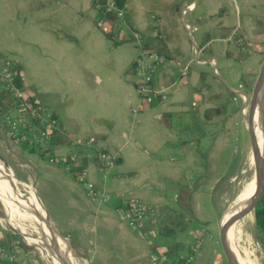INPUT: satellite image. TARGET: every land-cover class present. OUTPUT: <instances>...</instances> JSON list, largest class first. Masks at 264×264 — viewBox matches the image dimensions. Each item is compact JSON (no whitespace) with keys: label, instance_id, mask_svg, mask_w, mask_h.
Segmentation results:
<instances>
[{"label":"crops","instance_id":"1","mask_svg":"<svg viewBox=\"0 0 264 264\" xmlns=\"http://www.w3.org/2000/svg\"><path fill=\"white\" fill-rule=\"evenodd\" d=\"M96 3L0 0V63L17 64L25 97L56 121L52 160L23 150L2 128L0 156L26 159L22 166L36 177L48 214L86 264H222L219 239L197 197L208 165L226 153L243 118L244 93L253 89L264 47V0H125L120 28ZM145 45L164 58L153 86L168 92L165 100L143 99L135 89L133 59ZM213 77L234 95H215L220 86ZM218 105L220 112L205 118ZM90 137L110 159L103 177L85 148ZM68 152L77 156L76 173L87 165V179L102 197L87 195L67 171ZM124 196L156 211L183 205L184 228H164L157 217L140 236L116 211ZM6 238L0 229V240ZM16 244L18 264H42Z\"/></svg>","mask_w":264,"mask_h":264},{"label":"rangeland","instance_id":"2","mask_svg":"<svg viewBox=\"0 0 264 264\" xmlns=\"http://www.w3.org/2000/svg\"><path fill=\"white\" fill-rule=\"evenodd\" d=\"M245 42H246V40H245ZM262 44L264 45V43H261V45ZM242 45H243V42H242ZM244 46L250 47V44L244 45ZM141 50H156V49L145 45V46L141 47ZM238 52H240V50H238L237 54H236L239 57L240 55L238 54ZM244 55H245V52H244ZM8 61H9V59H4L2 64L5 63L4 65L7 66ZM0 67H1V63H0ZM212 72L214 74H216L213 69H212ZM213 79L215 81L217 80V79H215V77H213ZM241 79H243L242 76H241ZM251 92L252 91L250 90L249 93H246L248 98L250 97ZM237 94H238V96H237L238 101H240V103L242 104L243 103V99H242L243 93L239 92ZM152 99H155V98H152ZM5 101H6V106L4 107L5 109L0 108V129L2 128L1 130L6 135L7 125L5 126L4 123H6L5 120H6V114L7 113H5V112L8 111V109L10 107L9 105L11 102H13V104H15V103H14V100H13L10 93L6 96ZM13 104H12V106H13ZM18 108H19V106H15V108H11L8 111V113H10L11 116H15L18 112V110H17ZM241 108L243 111V118L239 121H236V123L234 124V128H233L232 133H231L232 137L228 139V144L226 145V148L224 147V151H226V153L224 152L222 156L218 157L216 162L213 159L211 164H210V168L208 165V169H207L208 171L206 172L207 177L205 179V187H203L204 192H203V194H200L197 197V199L200 203L199 205L201 207L204 206V208L206 210L205 211L206 217L212 221V224L210 226L213 228L212 229L213 230L212 235H214V238L216 241H218L219 236H220V224H221L222 216H223L224 212L226 211L229 203L232 201L233 197L236 196L237 193L239 192L241 185H242L241 180L243 178V174L240 172V168H241V165L243 163L244 156H245V153H244L245 147H246V145L249 144L248 128H247V124H246V119H248V117H249L248 99L246 100V102L243 104V106ZM243 119H245V120H243ZM3 121H4V123H3ZM243 123L246 126H244ZM54 129H55V126L52 129V134H53ZM7 138H8V136H7ZM8 139L12 142H15V141L11 140L10 138H8ZM17 143L23 148V150H26L28 152H34L38 155L45 148L43 143H40L41 147H38L35 145L32 146V144L27 145V143L25 141H21V142H17ZM51 145H53V136L51 137ZM52 148L53 147H51L50 152H48L47 154L44 155V158L50 160L49 155H54ZM83 151L86 152V150H84V149H83ZM10 152H11L10 150L8 152L5 151V153H7V154H12ZM87 156H90V153H88ZM92 156H94V155H92ZM41 157H43V156H41ZM1 159L3 160L4 164L10 169L11 172H13L16 175L21 176L28 183H30V185L34 188L37 196L38 197L40 196L39 198L44 199V197L42 196L43 192L40 189L38 190L36 187V184H37L36 177L32 178L34 180V181H32L29 178V175L27 172L28 171L27 165L22 166L23 164H25L27 162L26 159H24L23 157L19 158V157H14V156L7 157V158L4 156H1ZM13 159H15V161ZM93 159L96 160V165H97L98 164L97 156L94 157ZM108 163H110L109 158L107 160V163L102 162L101 165L103 167H105L107 170ZM82 166H83V168H82L83 172L86 173L87 172L86 171L87 165L82 164ZM99 174L102 175V172L99 171ZM10 183H11V187H12L13 191L15 190L16 193L23 195L25 197H28L31 200L34 199V197H32V196H27V193L23 190L22 187H20V186L15 187V184L12 181H10ZM209 192H210L211 196L208 194ZM98 196L102 197V195H98ZM122 198L120 199V201L123 202ZM128 198H130V196H128L127 199ZM4 204H5V201L1 197V194H0V229L3 230L4 232L6 231L9 233L17 234L19 236V240H20V241L19 240H17V241H19L20 244L22 242L24 245L32 247V249H30V250H32L34 252V254L41 260L42 264H51L50 261L48 259H46L45 256L42 254L40 248L37 245L28 243L22 237V235L17 233V231H19V230L17 228H15L13 226V224L8 223V220H7L8 219V208H7V205L6 204L4 205ZM149 206L154 211L153 215H152V217H154V225L156 224V220L158 217V219H161V221H162V226H165L164 228H171V230H174V231L175 230H182L184 228L185 218H184V215L182 214L183 205L177 204V205H175V207H176L175 209L169 208V207H163L161 209L159 208V210H157V211L151 205H149ZM164 221L168 222L169 225H166L164 223ZM146 232L147 231L142 232L143 237L146 236L145 235ZM246 232L249 233L251 235V237L253 238V240L255 242V246L258 249L257 254L259 256V260H260L261 264H264V248L257 241L254 222L251 223V226L248 228V230H246ZM62 236L67 238L68 244H69V242H71L69 237H67L63 234H62ZM12 243H14V242L12 241ZM19 243H17V244L19 245ZM14 244H16V243H14ZM69 247H70V244H69ZM14 248H16V247H14ZM70 249H71V247H70ZM156 253H157V249H156ZM73 254L74 253H72V251H71L72 256H73ZM154 261L156 262L157 260L154 259L153 262ZM23 264H37V263H35V261L32 260L31 263L25 262Z\"/></svg>","mask_w":264,"mask_h":264},{"label":"built area","instance_id":"3","mask_svg":"<svg viewBox=\"0 0 264 264\" xmlns=\"http://www.w3.org/2000/svg\"><path fill=\"white\" fill-rule=\"evenodd\" d=\"M96 5L102 8L106 12H110L114 15L113 26L120 28L124 24V12L122 7L117 5L116 0H105L103 3H96ZM164 63L163 56L156 50H141L138 49L134 59V86L139 96L143 99L151 100L152 98H159L165 100L168 97V92L157 91L153 86V80L155 73ZM1 64L0 67V95L3 90L10 93L14 105L19 106L18 112L15 116H11L8 111L6 114V120L4 125H7L6 135L8 138L15 142L25 141L27 145L41 147L40 143H43L44 150L51 149V137L52 129L56 124L52 113L46 109L41 108L38 103H34L30 98L25 97L22 92V87L15 86L13 80L15 71L13 70L12 61L7 62V66ZM185 74V72H184ZM13 106L12 108H15ZM85 148L88 145L94 144V138L90 137L85 141ZM43 150V151H44ZM53 155H49V159L52 160ZM69 162L65 164L67 171H72V167L76 166L77 156L68 152L67 157ZM98 164L96 165L98 171L102 172V177L106 173V168L101 163H107L108 156L100 152L97 156ZM73 163V165H72ZM79 166V171L76 173V179L81 182L87 192V195L91 197L98 196V191L94 183L87 179V172H83L82 164ZM87 171V170H86ZM124 196L123 202L120 201V205L117 207L119 218L125 221L128 226L137 232L140 236L145 231V227H152L154 225L153 209L141 199ZM104 199V198H103ZM14 243L8 242L0 245V252L7 257L8 262H12L15 259L16 246ZM151 259H156L155 256H151Z\"/></svg>","mask_w":264,"mask_h":264},{"label":"bare ground","instance_id":"4","mask_svg":"<svg viewBox=\"0 0 264 264\" xmlns=\"http://www.w3.org/2000/svg\"><path fill=\"white\" fill-rule=\"evenodd\" d=\"M248 104L250 107L249 98ZM249 125L252 133H255L256 141L253 145L249 144L245 147V156L240 168V172L243 174L242 185L237 195L229 203L220 224L221 234L227 231L226 238L232 250L234 264H261L255 242L251 235L245 232L251 226L249 216H246L245 213L252 201L254 175L258 172L264 153V129L259 122L258 108L257 110L255 108ZM0 194L8 208V223L13 224L28 243L40 247L42 254L51 264H74L72 261L58 258L49 249L50 233L44 222L39 220L35 213L39 210L34 199L31 200L16 193L15 190L13 191L10 181L1 178ZM33 194L35 195L34 191ZM59 245L67 255L71 254L67 239H60Z\"/></svg>","mask_w":264,"mask_h":264},{"label":"water","instance_id":"5","mask_svg":"<svg viewBox=\"0 0 264 264\" xmlns=\"http://www.w3.org/2000/svg\"><path fill=\"white\" fill-rule=\"evenodd\" d=\"M244 95H247L246 93ZM250 107H249V117L247 119V128H248V138L249 144L253 145L256 141L255 133H252V129L249 125L250 118L253 117L255 108L259 112V122L262 128L264 129V47L261 50L259 59L257 62L256 72H255V81L254 86L249 97ZM248 144V145H249ZM0 178L2 180L12 181L15 184V187L20 186L27 193V196L34 197L36 203L38 204V210L35 211L39 220H42L50 233L49 249H51L54 254L61 259L66 261H72L74 264H86L79 256L73 254L67 255L65 251L60 247L59 240H63L65 237L60 234L55 223L51 219L44 205L42 204L40 198L33 194L35 192L34 188L21 176L14 174L10 169L4 164L0 156ZM14 194V193H13ZM264 197V153L262 161L259 165V169L256 175H254V192L252 196V201L247 207L245 215L249 216L250 222L255 224L256 213L261 208V204ZM247 230V229H246ZM227 232V231H226ZM226 232L219 236V247H220V258L222 264H234L232 260V250L229 245V242L226 238ZM246 232V231H245ZM18 234L21 235L19 231ZM67 239V238H65ZM71 247V246H70ZM40 248V247H39ZM72 251V250H71ZM46 253V250H44Z\"/></svg>","mask_w":264,"mask_h":264},{"label":"trees","instance_id":"6","mask_svg":"<svg viewBox=\"0 0 264 264\" xmlns=\"http://www.w3.org/2000/svg\"><path fill=\"white\" fill-rule=\"evenodd\" d=\"M93 1L94 2H97V3H103L105 0H93ZM124 1L125 0H116L117 5L119 7H122L123 6ZM108 17L109 18H113V15L112 14H109ZM106 34L108 35V37L113 38V33L107 31ZM12 67H13V70L15 71V75H14L13 82H14L15 86L22 87V84H21L22 76H21V74L19 72V67L17 66V64H14V63L12 64ZM215 79H217L218 84L220 86L219 87L220 89H219L218 93L215 94V95H219L220 93L221 94H224V95H227V97H232L234 95L233 91L230 90V89H228L227 87H225L223 85V83L217 77H215ZM7 95H8V92L6 90H3L2 91V94L0 95V108L1 109L2 108L5 109L4 108L6 106L5 99H6V96ZM31 101H33L34 103H37L36 101H34L32 99H31ZM12 104H13V102L10 103L9 109L14 106V104H13V106H12ZM219 112H220V106L218 105L217 107L215 106V107L207 108L204 111V116H205V118L208 119L213 114H217ZM216 128H219V127H216ZM86 147L88 148L89 151L91 150L93 152V154H95L94 156H98V153L102 152L101 150L95 149L94 148V145H88ZM48 152H50V149L49 150L42 151L39 155L44 157V155L47 154ZM90 152H88V153H90ZM68 162H69V159L66 158L65 164H67ZM72 165H73V163H72ZM71 170H72L71 171V175L73 177H75L76 176L75 166H73ZM119 205H120V200L117 203V207ZM255 230H256V238H257V241L264 248V197H263V201H262V204H261V208L259 209V211L256 213V216H255ZM7 235L9 236V238L8 239L7 238L4 239V241L3 240H0L1 241L0 242V245L1 244L8 243V242H12L13 239H15V238H19V236L17 234H15V233H9V232H7ZM21 245L24 246L26 249H32V247H28V246L24 245L22 242H21ZM6 263H7V257L4 256L3 253L0 252V264H6ZM12 264H18L16 262V259L13 260V263Z\"/></svg>","mask_w":264,"mask_h":264}]
</instances>
